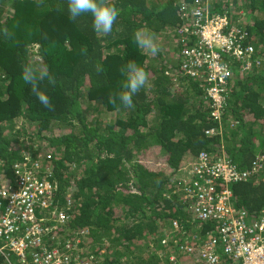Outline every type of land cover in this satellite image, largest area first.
<instances>
[{"label":"trees","instance_id":"obj_1","mask_svg":"<svg viewBox=\"0 0 264 264\" xmlns=\"http://www.w3.org/2000/svg\"><path fill=\"white\" fill-rule=\"evenodd\" d=\"M213 2L212 10L226 11L231 20L243 10L261 57L260 67L236 76L227 91L224 118L238 123L228 136L227 128L205 133L218 127L205 86L180 74L175 57L165 58L174 56L172 47L148 56L134 43L133 34L142 26L171 37L167 32L182 22L177 0H113L121 14L108 36L93 30L90 14L71 19L66 0H0V29L13 33L6 38L0 32V176L12 178V165L24 161L20 137L35 143L29 158L49 164L58 203L69 195L74 209L79 204L61 233L82 246H103L106 262L112 251V260L123 258L124 264H161L160 237L169 230L161 229L165 224L159 219H177L192 234L196 220L183 213L186 205L171 191L175 174L193 160L189 156L201 150L223 153L242 169L257 157L264 159V0ZM37 56L56 80L55 86L41 85L54 110L21 79L22 66ZM130 60L145 69L149 84L128 109L109 103V96L120 90L121 69ZM95 65L103 72L97 74ZM97 112L114 114L103 121L93 118ZM19 117L35 122V132L15 129ZM151 145L164 156L157 169L138 160ZM231 190L235 207H264V181L235 182Z\"/></svg>","mask_w":264,"mask_h":264},{"label":"built area","instance_id":"obj_2","mask_svg":"<svg viewBox=\"0 0 264 264\" xmlns=\"http://www.w3.org/2000/svg\"><path fill=\"white\" fill-rule=\"evenodd\" d=\"M213 6V0H177L182 22L167 32L174 40L173 57L180 74L205 86L211 116L218 122L217 130H207V135L219 133L228 123L237 127V121L224 118L227 91L236 76L244 77L261 65L246 22L231 20L226 11H213ZM45 157L48 164L50 154ZM47 166L24 158L12 165V178L0 176V264H99L93 254L87 259L69 254L76 243H69L61 227L75 204L69 195L63 205L58 203ZM185 168L179 172L184 177L174 178L177 183L171 191L197 224L192 234L183 228L178 237L160 238L161 264H264V207L254 211L235 207L228 189L229 184L253 175L263 181L264 159L257 157L242 169L223 153L201 151ZM206 224L209 227L204 229ZM172 226L177 228L175 221Z\"/></svg>","mask_w":264,"mask_h":264},{"label":"clouds","instance_id":"obj_3","mask_svg":"<svg viewBox=\"0 0 264 264\" xmlns=\"http://www.w3.org/2000/svg\"><path fill=\"white\" fill-rule=\"evenodd\" d=\"M43 2L44 0H38V3L40 4H43ZM66 3H67V11H68L69 17L73 20H76L77 18L85 14H90L92 18L93 30L96 33L100 34L101 36H108L112 33L113 25L116 23L117 18L121 14V10L115 6V4L113 3V0H66ZM0 32H2L6 38H11L13 35V33L8 29V27H4L0 29ZM133 36H134V43L136 44V46L139 49H141L143 52H145L146 54L155 56L157 55L159 51H161V47L157 39V34L151 28L147 26H142L134 32ZM52 47H55V45L53 44ZM94 67H95L97 74H100L103 72L102 66L95 65ZM121 72L123 74L124 79L121 81L120 90L118 92L112 93L109 96V103H111L114 106H117L119 103V105H122L123 107L128 108V109H131V108H134L133 96L138 94L141 91V89L148 86L149 76H148V73L145 71V69L141 67L140 65H138L136 61L134 60L128 61L124 65V67L121 69ZM21 79L23 80L25 84L30 86L33 94L37 96L39 101L46 108H48L49 110H54V105L52 104L50 98L41 89V85L45 83L50 86H55L56 84V80L51 75L48 69V66L44 61L43 56H37L33 60L25 63L22 66ZM228 127H229V123H228ZM234 128L236 129V127ZM229 129H233V128L229 127ZM201 151H205V150H201ZM201 151H199L196 155L189 156V157L194 158ZM213 155H217V154H213ZM238 166L241 167V165L239 164ZM251 180L254 181L255 183H259L260 181H262V180L257 181L256 179H249L247 181H251ZM156 182L159 183L158 180ZM231 185L232 183L228 185V189L231 192V204L233 205V192L231 190ZM179 202L182 205H184L180 200ZM238 208L245 209L243 207H238ZM183 209H184L183 213H187L193 217V215L190 213L188 209L186 208H183ZM75 210L77 209H74V211ZM254 210H257V209H254ZM254 210H247V211H254ZM173 221L176 222L177 228L172 226ZM158 222H162L165 224V227L161 226L162 230L163 229L169 230V231H164L165 234L162 237H165V236L175 237L176 232H178L179 234V230L185 228L184 225H180L177 219H174V218H171V219L163 218V219H159ZM196 224H197V221H196ZM196 224L193 229H195ZM55 232H60V231L58 229ZM80 235L84 236L85 234L80 232ZM69 243L70 244L76 243V247L72 251H69V254L73 256L77 254L80 257L87 259L90 254H93L97 259L101 261L99 264L124 262L123 258L112 260V257H111L112 255H110L112 251H107V255H109L110 260H108L109 262H106V256H105L106 249L103 246H101L102 248H99V249L97 248V250L96 249L92 250L90 247H94V246H90V247L82 246L79 242V239H76ZM96 246L98 247L100 245H96Z\"/></svg>","mask_w":264,"mask_h":264},{"label":"rangeland","instance_id":"obj_4","mask_svg":"<svg viewBox=\"0 0 264 264\" xmlns=\"http://www.w3.org/2000/svg\"><path fill=\"white\" fill-rule=\"evenodd\" d=\"M242 9L238 10V13L236 15V19H238L241 22L245 21V16L242 13ZM245 13V12H244ZM251 17V16H249ZM157 39H158V43L160 44L161 50L165 49V47L167 48L168 46L170 47H174V40L172 37H168L166 34H162V35H157ZM148 55V54H147ZM150 56V55H148ZM173 57L172 55H170L169 53L167 54V57L165 58H171ZM172 59V58H171ZM177 85V83H176ZM114 112H111L109 114H107L108 116L113 115ZM107 115L105 113H101V112H97L95 114V116L93 118L99 119V120H105V118L107 117ZM25 119V118H24ZM22 117H19L15 120V129L17 127H19V129L23 128L26 133H34L35 129L37 128V124L35 122L32 121H26L24 120ZM255 129L257 127H254ZM57 128H55L54 130H56ZM233 129H229V127H227V129L225 130V136H228ZM57 131V130H56ZM20 141L23 139L25 141L24 145H20L21 150L23 149V154L25 155V160L30 159V155L31 153V146L35 147V143L31 142V141H27L25 139V137L23 138H19ZM44 144L46 145V147L48 146V142L44 140ZM151 147L150 149H145L143 150V152L145 153L142 157H139L138 160H140L142 162V164L146 165L148 168L150 169H157L158 167L163 166L164 164V156L162 155V151L158 150V148L154 145L149 146ZM36 148V147H35ZM38 148V147H37ZM192 158V157H191ZM176 177H184L182 176V174H179L178 172L175 174ZM174 179V178H173ZM77 209L79 207V204L77 203L76 205ZM45 215H47L48 213H44ZM92 250L96 249L97 250V246L94 247H90ZM104 249V248H103ZM114 253L111 252L110 255H113ZM160 258H162V255H160ZM161 261V259H160Z\"/></svg>","mask_w":264,"mask_h":264}]
</instances>
